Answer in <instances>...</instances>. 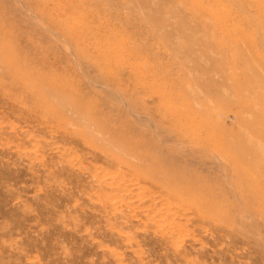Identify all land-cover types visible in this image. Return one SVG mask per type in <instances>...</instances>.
I'll use <instances>...</instances> for the list:
<instances>
[{
    "label": "rangeland",
    "instance_id": "374dc122",
    "mask_svg": "<svg viewBox=\"0 0 264 264\" xmlns=\"http://www.w3.org/2000/svg\"><path fill=\"white\" fill-rule=\"evenodd\" d=\"M262 131L264 0H0V264H264Z\"/></svg>",
    "mask_w": 264,
    "mask_h": 264
},
{
    "label": "bare ground",
    "instance_id": "6f19581e",
    "mask_svg": "<svg viewBox=\"0 0 264 264\" xmlns=\"http://www.w3.org/2000/svg\"><path fill=\"white\" fill-rule=\"evenodd\" d=\"M44 60V59H43ZM29 62L31 63V66L34 68V70L37 68V67H39L40 65L41 66H44L43 65V63L42 62H40L38 59H36V60H29ZM32 64H34V65H32ZM47 64H49V62H47ZM49 66H51V65H49ZM32 71H34L33 69H31ZM57 70V69H56ZM36 71V70H35ZM38 73V72H37ZM48 72H46V74H47ZM55 73H57V72H55ZM59 73V72H58ZM46 74H41L42 76H45V77H47L48 79H49V81H52V78L50 77V76H48V75H46ZM58 76H60V75H58ZM58 76H56V78L58 77ZM77 83V82H76ZM82 98V97H81ZM83 99V98H82ZM94 102V101H93ZM177 123H179V121L177 122ZM178 125V124H177ZM182 126V125H181ZM181 129H182V127H181ZM261 135L264 137V131H262L261 132ZM210 142V141H209ZM214 145V144H213ZM233 149H237V147H233ZM98 150V149H97ZM248 150H251V154L253 155V160H251V161H249L248 163H249V166L250 167H253V168H255V169H257L258 171H259V173L261 172V174L263 175V177H264V155L260 152V149H259V151H256V152H252V148H251V146L250 145H248ZM237 158H238V160H244L245 161V159H244V156H242V155H240L239 154V156H237ZM196 179V178H195ZM187 180V179H186ZM177 182H178V184H180L181 186H183V184H184V182H182V180H178L177 179ZM201 183V182H200ZM204 185V184H203ZM159 188V187H158ZM207 189V188H206ZM183 190H186L187 191V188H184ZM188 190H190V191H192L193 189L192 188H190V187H188ZM210 190V189H209ZM208 190V191H209ZM163 191V190H162ZM161 191V192H162ZM186 193V192H185ZM196 193V192H195ZM173 194V193H172ZM172 194H169V195H172ZM175 195V194H174ZM171 197V196H170ZM187 203H189V202H187ZM191 204V203H190ZM157 206V205H156Z\"/></svg>",
    "mask_w": 264,
    "mask_h": 264
}]
</instances>
